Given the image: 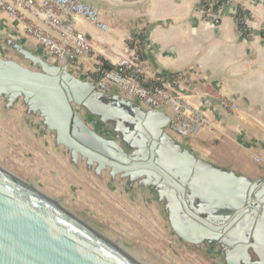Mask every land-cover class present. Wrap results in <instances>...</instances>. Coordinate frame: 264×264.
Instances as JSON below:
<instances>
[{"label": "crops", "instance_id": "obj_1", "mask_svg": "<svg viewBox=\"0 0 264 264\" xmlns=\"http://www.w3.org/2000/svg\"><path fill=\"white\" fill-rule=\"evenodd\" d=\"M83 1L101 10L108 29L101 30L84 18H71L93 44V50L78 63L65 66L71 74L96 86L98 64L113 66L128 56L132 29L145 22L144 67L152 77L182 72L178 91L198 105L213 124L189 139L170 134L176 141L168 136V143L188 150L203 164L218 170L256 182L264 179V0H230L219 25L204 19L202 0ZM240 7L251 16L252 31L248 35L240 33L236 21ZM20 49L55 62L25 37L15 18L0 10V58L21 64L19 57L24 56ZM206 83L234 101L238 109L231 112L217 100L194 98L193 91ZM116 95L113 92L108 96ZM158 111L168 117L165 110ZM43 122L30 119L19 108H6L0 111V136L6 146L18 145L45 180L57 186L66 183V193L78 204L99 210L107 219L111 217L117 227L127 224L136 237L142 238L169 235L166 201L144 177L131 178L73 153L46 127L47 120ZM182 242V250L193 257L215 260L216 250L208 242Z\"/></svg>", "mask_w": 264, "mask_h": 264}, {"label": "water", "instance_id": "obj_2", "mask_svg": "<svg viewBox=\"0 0 264 264\" xmlns=\"http://www.w3.org/2000/svg\"><path fill=\"white\" fill-rule=\"evenodd\" d=\"M20 53L40 69L0 58V95L10 103L18 96L33 106L40 101L60 144L114 172L144 177L166 201L170 227L181 240L224 244L226 264H264V179L256 182L203 164L168 143L169 119L160 111L144 110L119 95L112 98L65 66ZM89 116L113 123L120 139L105 136ZM0 264L137 263L0 170Z\"/></svg>", "mask_w": 264, "mask_h": 264}, {"label": "built area", "instance_id": "obj_3", "mask_svg": "<svg viewBox=\"0 0 264 264\" xmlns=\"http://www.w3.org/2000/svg\"><path fill=\"white\" fill-rule=\"evenodd\" d=\"M230 0H202L200 9L204 19L219 25ZM0 10L15 18L25 37L37 44L46 55L60 66L75 64L93 50L92 40L79 30L71 18H84L100 28L108 27L101 10L83 0H0ZM236 21L242 35L252 31L251 16L245 8L238 9ZM148 24L139 22L132 29L128 40L130 53L120 58L112 68L105 62L97 67V89L103 94L113 92L127 100L135 101L146 110H165L169 119L166 132L182 139H189L213 124L202 109L182 95L179 86L183 73H167L151 76L144 67L145 33ZM200 101L217 100L225 110L235 112L238 106L206 83L193 91ZM101 132L109 138L120 135L95 117Z\"/></svg>", "mask_w": 264, "mask_h": 264}, {"label": "rangeland", "instance_id": "obj_4", "mask_svg": "<svg viewBox=\"0 0 264 264\" xmlns=\"http://www.w3.org/2000/svg\"><path fill=\"white\" fill-rule=\"evenodd\" d=\"M20 58V63L26 68L34 71H38L40 68L31 63L30 60ZM3 59V58H1ZM5 59V58H4ZM3 59V60H4ZM12 61V60H11ZM51 63V61H48ZM53 62L52 64H54ZM57 64V63H56ZM32 107V109H30ZM19 108L25 112L32 120H41L43 122L45 118L42 113V103L38 101L34 106L29 104L24 96H18L10 103V99L7 95H0V111L5 109ZM84 117L86 113L81 112ZM93 120H96L94 118ZM100 121V119L98 118ZM44 123V122H43ZM47 126L51 128V122H46ZM102 129L100 125H97ZM107 127L114 130L111 123H107ZM52 134L56 136L55 130L50 129ZM172 142L176 141L171 137ZM5 141L0 136V169L7 174L13 176L24 184L33 185L41 194L48 198H51L57 204L61 206L65 211L72 214L76 219L80 220L83 224L89 228L109 239L115 245L122 246L129 254H131L138 262L142 264H225V259L221 251L219 244H212L215 248L214 258L193 257L190 253L182 250L181 245L184 244L171 229L169 222L167 225L166 234L160 237H136L132 231V228H128L125 224L122 228L117 227L111 217L108 219L99 210H93L92 208L84 207V205L78 204L74 197H71L66 193V183L64 186L51 184V182L45 180L44 175L37 173L35 166H33L32 160L26 156V154L20 149L18 145L12 143L11 145H5ZM30 185V186H31ZM170 232V233H169ZM159 234V233H158ZM171 236V238H170Z\"/></svg>", "mask_w": 264, "mask_h": 264}, {"label": "bare ground", "instance_id": "obj_5", "mask_svg": "<svg viewBox=\"0 0 264 264\" xmlns=\"http://www.w3.org/2000/svg\"><path fill=\"white\" fill-rule=\"evenodd\" d=\"M1 170V169H0ZM5 172V171H4ZM9 175V173H8ZM11 176V175H10ZM13 177V176H12ZM31 185V184H30ZM27 185L29 188L33 189L36 192H39L33 185ZM45 196V195H44ZM46 197V196H45ZM48 198V197H47ZM52 202H54L56 205H58L59 207H61L59 204H57L55 201H53L51 198H49ZM102 236V235H101ZM102 238H104L112 247L116 248L118 251H120L122 254H124L126 257L130 258L131 260H133L134 262H136L137 264H142L140 262H138L131 254H129L122 246L120 245H115L114 243H112L109 239L105 238L104 236H102Z\"/></svg>", "mask_w": 264, "mask_h": 264}, {"label": "flooded vegetation", "instance_id": "obj_6", "mask_svg": "<svg viewBox=\"0 0 264 264\" xmlns=\"http://www.w3.org/2000/svg\"><path fill=\"white\" fill-rule=\"evenodd\" d=\"M206 242H208V244H210V246L212 245V244H214V242H212V241H206ZM215 244H219L220 246H221V251H222V254H223V258L225 259V251L226 250H224V244H222V243H215ZM228 248H230V247H228ZM252 257L254 258V259H252V260H256V256L252 253Z\"/></svg>", "mask_w": 264, "mask_h": 264}, {"label": "trees", "instance_id": "obj_7", "mask_svg": "<svg viewBox=\"0 0 264 264\" xmlns=\"http://www.w3.org/2000/svg\"><path fill=\"white\" fill-rule=\"evenodd\" d=\"M239 9H241V7H240ZM106 67H107L108 69H110V68H112L113 66H112V65H107V64H106Z\"/></svg>", "mask_w": 264, "mask_h": 264}]
</instances>
